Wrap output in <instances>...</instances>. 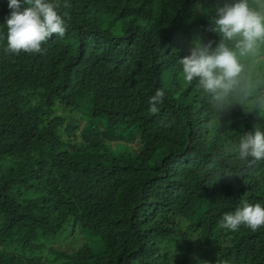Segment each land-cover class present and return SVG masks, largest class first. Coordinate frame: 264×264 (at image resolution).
Masks as SVG:
<instances>
[{"label": "trees", "instance_id": "1", "mask_svg": "<svg viewBox=\"0 0 264 264\" xmlns=\"http://www.w3.org/2000/svg\"><path fill=\"white\" fill-rule=\"evenodd\" d=\"M48 2L71 16L64 37L14 56L0 0V264H264V227H220L264 206V161L232 150L264 112L235 105L219 127L178 62L219 43L216 9L236 0Z\"/></svg>", "mask_w": 264, "mask_h": 264}, {"label": "clouds", "instance_id": "2", "mask_svg": "<svg viewBox=\"0 0 264 264\" xmlns=\"http://www.w3.org/2000/svg\"><path fill=\"white\" fill-rule=\"evenodd\" d=\"M27 7L21 9L20 0H9L10 15L6 19V53L18 56L44 54L53 35L64 37L68 12L60 14L56 3L48 0H24ZM211 31L220 37L207 43L197 39L190 46V55L178 62L182 66L183 82L195 85L210 107L220 117L240 105L246 113L264 112V0H236L216 9ZM165 93L157 89L150 98L149 111H159ZM237 158L247 167H258L264 161V131L260 126L242 135L238 144L232 146ZM54 205H65L66 199L55 194ZM59 218L49 216L53 222L65 220L74 225L75 216L67 219L66 212L57 213ZM79 222V221H78ZM57 223V222H56ZM253 232L264 227V206L260 203H243L234 213L225 214L220 227L238 231L240 227ZM74 227V226H73ZM14 241L0 247V253L8 250ZM103 264V263H94Z\"/></svg>", "mask_w": 264, "mask_h": 264}, {"label": "rangeland", "instance_id": "3", "mask_svg": "<svg viewBox=\"0 0 264 264\" xmlns=\"http://www.w3.org/2000/svg\"><path fill=\"white\" fill-rule=\"evenodd\" d=\"M69 121H70V120L67 118V122H69ZM75 121L79 122V123H78L79 126H80L81 124L84 123V120H80L79 118H78V119H75ZM80 121H81V122H80ZM65 124H66V125H70V124H68V123H65ZM127 144H130V146L133 148L135 142H133V143H127Z\"/></svg>", "mask_w": 264, "mask_h": 264}]
</instances>
